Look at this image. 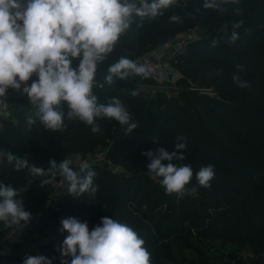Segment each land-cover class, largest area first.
<instances>
[{"label": "trees", "instance_id": "16d2710c", "mask_svg": "<svg viewBox=\"0 0 264 264\" xmlns=\"http://www.w3.org/2000/svg\"><path fill=\"white\" fill-rule=\"evenodd\" d=\"M203 2L175 0L156 18L134 16L120 36L127 53L115 54L97 68L93 94L98 103L114 96L121 99L139 126L129 135L108 118L97 121L101 131L96 134L79 118H66L62 130L46 131L23 89L9 88L0 97L7 104L6 108L0 104V149L47 169L50 159L84 158L107 147L106 158L117 166L72 160L69 166L77 172L88 164L98 186L94 195L77 197L68 193L62 176L57 175L55 186L41 187L46 177H30L27 170L17 171L0 158V183L25 189L26 210L37 215L11 242L14 253H0V264H23L26 256L39 255L61 264L51 243L28 249L32 236L52 229L62 244L68 235L60 231L62 218L87 221L91 232L105 216L130 226L145 240L150 264H264V0H229L224 12L205 10ZM173 14L181 17L180 23L170 22ZM240 20L244 23L238 41L229 45L221 40L211 46L213 39L224 35L222 29L230 34L232 24ZM194 24L204 26L205 33L171 60L181 71L176 93L152 90L148 86L154 83L152 76L105 81L108 66L121 56L138 63L141 52ZM233 73L248 86H237ZM34 80L38 81L35 73L26 84ZM193 81L213 86L217 93L200 92L190 84ZM132 91L139 94L133 96ZM61 104L67 112V103ZM30 115L36 122L29 129ZM178 136L187 140L181 150L185 158L172 162L191 164L193 178L186 188L197 189L182 197L167 194L161 178L148 175L150 161L143 155L161 147L175 151ZM207 165L215 171L210 188L199 186L195 178ZM6 230L0 222V235ZM21 248L27 250L19 255ZM242 250L248 252L245 258L240 257Z\"/></svg>", "mask_w": 264, "mask_h": 264}, {"label": "clouds", "instance_id": "9594fccd", "mask_svg": "<svg viewBox=\"0 0 264 264\" xmlns=\"http://www.w3.org/2000/svg\"><path fill=\"white\" fill-rule=\"evenodd\" d=\"M228 2L204 0L202 7L224 12ZM232 2L238 3V0ZM174 3L175 0H0V97H5L9 88L21 89L24 83L23 93L36 105L35 116L46 131L62 130L66 118H79L96 134L101 131L97 121L108 118L118 122L126 135L131 134L139 126L121 99L114 96L106 103H98V97L93 94L97 64L113 52L134 16L156 18ZM194 11L199 12V9ZM235 12L238 14L239 9ZM169 19L173 23L181 22V17L175 14ZM243 23L242 20L234 22L230 34L226 28L222 29L224 35L213 39L211 46L216 47L221 40L234 44L240 39L238 29ZM73 58H79L75 69ZM237 70L242 72V66L238 65ZM34 73L38 81L34 80L29 86L26 82ZM152 74L150 67L121 56L108 66L105 81L112 84L114 78L124 81L137 76L147 79ZM233 81L239 87H247L249 83L237 73H233ZM138 94L137 91L131 93ZM62 101L67 103V112ZM0 104L7 107L3 100ZM35 122L28 116L29 129ZM186 144V138L178 136L175 151L161 147L156 152L143 153L150 161L148 175L161 178L159 183L166 193H176L178 197L197 191L195 186L186 188L193 178L191 164L172 162L185 158L181 150ZM0 158L14 165L17 171L27 170L30 177H46L41 187L55 186L59 175L67 182L70 195L79 197L87 193L91 196L98 188L94 184L96 172L88 164L77 172L70 168L67 158L60 162L50 159L45 169L3 149H0ZM214 176L213 165L203 166L195 173L198 185L205 188L211 187ZM25 191L0 183V222L5 229L24 227L31 222L32 214L26 210L22 196ZM60 223V231L68 233L58 248L61 264H150L145 240L130 226L113 218L102 217L91 232L87 221L76 217L62 218ZM53 259L44 255L26 256L23 264H53Z\"/></svg>", "mask_w": 264, "mask_h": 264}, {"label": "rangeland", "instance_id": "374dc122", "mask_svg": "<svg viewBox=\"0 0 264 264\" xmlns=\"http://www.w3.org/2000/svg\"><path fill=\"white\" fill-rule=\"evenodd\" d=\"M205 33V27L204 26H200L198 24H194L193 26L187 27L186 29L180 30L178 32H176L175 34L171 35L170 37H168L166 40H169L171 42V44H173L174 46H176V50H172L169 49L166 54L170 60L171 66L172 68L178 73L181 74V71L178 69V67L176 66L175 63H172L171 60L174 56L175 53L180 52L181 50H183V48H185V46L194 40L199 39L203 34ZM191 35V41H188L187 36ZM165 40V41H166ZM164 41V42H165ZM187 41V42H186ZM164 42L160 43L163 44ZM186 42V43H185ZM158 44V45H160ZM158 45H155L151 48H148L147 50L141 52V54L137 57V61L139 64V58L144 55L145 53H147L150 49L157 47ZM154 80V83H152L149 87L152 90H164V92L167 95H171L172 93H176L174 90L175 89H170L168 88L170 85H175V88H178L176 85H178L177 81H171V80H158L154 77H152ZM194 85L200 86L199 88H203L204 90H208L207 92H210V95H215V93H217L214 89L213 86H209L206 84H199V83H195L194 81L192 82ZM160 86V87H157ZM101 150L104 153V159L102 161H95L94 160V154L98 151ZM97 151H94L93 154L88 155L84 158H79V157H74V156H70L72 160H76V161H84V162H89V161H93V162H97L100 164H107L108 166H110L111 168H117V166H115L114 164H112L108 158H106V151H107V147H101L98 148ZM34 218H37V215L32 216V220H34ZM3 234V233H2ZM2 234L0 235V238L2 236ZM53 237V238H52ZM54 238L56 237V233L51 229L49 230H44L41 231L39 233H36L32 236V240L31 242L28 244L27 248L28 249H32V248H36L38 247L39 244H43V243H51V241H54ZM27 248H21L22 250L20 251H24L26 252ZM3 252H5L4 248H1L0 246V253L2 254ZM17 252H19V250H17ZM248 255V252L246 250H242L240 252V257L241 258H245Z\"/></svg>", "mask_w": 264, "mask_h": 264}, {"label": "built area", "instance_id": "2783aa9c", "mask_svg": "<svg viewBox=\"0 0 264 264\" xmlns=\"http://www.w3.org/2000/svg\"><path fill=\"white\" fill-rule=\"evenodd\" d=\"M188 41H191V35L187 36ZM187 42V41H186ZM185 42V43H186ZM176 46L171 44L169 40H166L163 44L158 45L157 47H154L150 49L147 53L142 55L139 58V64H143L147 67H150L153 69L152 77L158 79V80H171V81H177L180 77V74H178L171 66L170 60L166 54V52L169 49L176 50ZM190 84L198 91L208 93V90H204L203 88H199L196 85H194L192 82ZM150 86V85H148ZM160 87V86H157ZM168 88L170 89H177L175 88V85H170ZM1 108V105H0ZM70 161V164L72 162V159L69 157L67 158ZM104 159V153L101 150H98L94 154V160L95 161H102ZM31 225V222L22 227V226H16L10 229H7L5 232H3L1 238H0V245L2 244V248H4L5 252L3 254L10 255L14 253V249L11 247V242L25 229H27ZM35 251H38L36 249Z\"/></svg>", "mask_w": 264, "mask_h": 264}, {"label": "water", "instance_id": "95a60500", "mask_svg": "<svg viewBox=\"0 0 264 264\" xmlns=\"http://www.w3.org/2000/svg\"><path fill=\"white\" fill-rule=\"evenodd\" d=\"M126 53L127 52L125 51V49L122 46L121 37H120L119 38V41H117V44L114 47L113 52L107 54V58L104 61L98 62L97 68L100 67L101 65H103L107 60H109L115 54H126ZM78 64H79V58H73L72 67L75 69L78 66Z\"/></svg>", "mask_w": 264, "mask_h": 264}, {"label": "crops", "instance_id": "0c3cea01", "mask_svg": "<svg viewBox=\"0 0 264 264\" xmlns=\"http://www.w3.org/2000/svg\"><path fill=\"white\" fill-rule=\"evenodd\" d=\"M24 86H25V84L22 83L21 89H23ZM61 190H62V184H60L58 186L57 192H60ZM51 244L53 245V248L55 250L56 255L59 256V258H60V252L58 251L59 246L62 245L61 242H60V239L58 237L54 238V241H51ZM0 246L2 248V244ZM20 250H22V249H20ZM20 250H19V252L17 254L22 255L24 253V251H20Z\"/></svg>", "mask_w": 264, "mask_h": 264}]
</instances>
